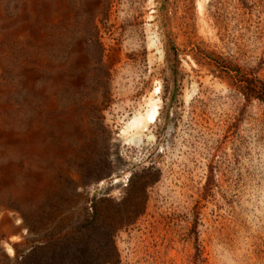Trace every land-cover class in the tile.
Masks as SVG:
<instances>
[{"label": "rangeland", "instance_id": "obj_1", "mask_svg": "<svg viewBox=\"0 0 264 264\" xmlns=\"http://www.w3.org/2000/svg\"><path fill=\"white\" fill-rule=\"evenodd\" d=\"M245 77L264 0H0V264H264Z\"/></svg>", "mask_w": 264, "mask_h": 264}, {"label": "bare ground", "instance_id": "obj_2", "mask_svg": "<svg viewBox=\"0 0 264 264\" xmlns=\"http://www.w3.org/2000/svg\"><path fill=\"white\" fill-rule=\"evenodd\" d=\"M198 7L202 8L201 2L198 4ZM157 116H158V111L155 104L150 103L145 111L134 114L126 121L122 129V132L124 134H128L129 132L132 131L133 132L132 136L136 135V137L140 139L141 134L143 132H146L151 125L155 124L157 120Z\"/></svg>", "mask_w": 264, "mask_h": 264}, {"label": "trees", "instance_id": "obj_3", "mask_svg": "<svg viewBox=\"0 0 264 264\" xmlns=\"http://www.w3.org/2000/svg\"><path fill=\"white\" fill-rule=\"evenodd\" d=\"M236 85L237 89L241 91L248 98H258L264 102V83L258 80L257 84H254L253 80L248 78H240Z\"/></svg>", "mask_w": 264, "mask_h": 264}]
</instances>
